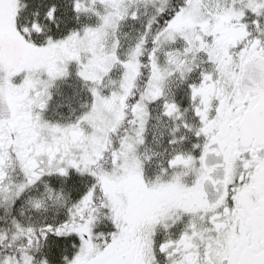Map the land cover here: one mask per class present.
Wrapping results in <instances>:
<instances>
[{
	"label": "snow or ice",
	"instance_id": "obj_1",
	"mask_svg": "<svg viewBox=\"0 0 264 264\" xmlns=\"http://www.w3.org/2000/svg\"><path fill=\"white\" fill-rule=\"evenodd\" d=\"M0 264H264V0H0Z\"/></svg>",
	"mask_w": 264,
	"mask_h": 264
}]
</instances>
